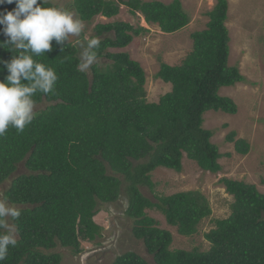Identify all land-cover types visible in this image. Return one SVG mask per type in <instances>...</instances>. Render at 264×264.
I'll list each match as a JSON object with an SVG mask.
<instances>
[{"label":"trees","instance_id":"obj_1","mask_svg":"<svg viewBox=\"0 0 264 264\" xmlns=\"http://www.w3.org/2000/svg\"><path fill=\"white\" fill-rule=\"evenodd\" d=\"M71 5L85 23L97 16L116 17L121 5L133 16L140 12L164 33L178 32L191 22L181 0H73ZM15 7L5 3L0 11ZM208 16L206 28L191 34L193 48L182 63L161 62L156 76L172 89L157 102L147 98L141 62L127 51H111L148 33L141 25L120 20L96 24L92 36L101 41L98 59L109 62L97 61L90 71L77 70L79 50L71 41L63 51L53 41V51L35 58L53 67L59 79L52 93H36V105L46 106L35 112L23 132L9 128L0 137V185L19 164L28 170L16 175L5 191L8 201L19 205L21 216L13 221L18 244L10 247L2 264H62L59 247L80 255L83 243L102 236L95 217L113 204L121 206L122 199L128 203L125 215L133 220V235L156 264H264V193L255 184L220 179L233 196L231 212L213 219L215 227L205 233L210 248L205 250L172 248V231L146 211H161L180 235L193 236L213 212L202 192L155 195L153 201L141 191L145 185L153 188L151 174L160 167L181 172L188 158L201 170L217 174L223 169L219 160L230 156L212 141L214 131L204 127L205 114H236L237 103L220 89L247 80L238 66L229 64L228 0H217ZM6 39L0 35V41ZM11 57L0 48V59ZM6 75L4 68L0 79ZM235 136L232 131L227 140L238 153L248 154L250 143ZM113 264L151 263L128 251Z\"/></svg>","mask_w":264,"mask_h":264},{"label":"rangeland","instance_id":"obj_2","mask_svg":"<svg viewBox=\"0 0 264 264\" xmlns=\"http://www.w3.org/2000/svg\"><path fill=\"white\" fill-rule=\"evenodd\" d=\"M160 1L169 3L172 0ZM181 1L191 16V22L175 33H164L158 24H148L140 12L133 16L124 5L120 6V13L116 17L97 16L90 23H85V34L89 37H92L96 24L115 20L149 29L148 33L135 37L128 47L111 49V51H127L133 59L141 62L146 72L145 89L150 102H157L162 95L172 89L171 83L156 76L161 62L171 65L182 63L193 48L191 34L206 28L210 19L208 13L217 3V0ZM49 2L73 9L71 7L73 0H49ZM228 2L227 26L231 37L229 64L238 66L247 82L220 89L222 96L230 97L237 103L238 112L229 114L211 110L205 114L204 127L214 131L212 141L220 147L222 153H230V156L225 155L219 160L223 169L217 174L205 172L195 161L184 158L181 172L160 167L151 174L153 188L146 185L141 187L143 194L153 201H156L155 195L169 196L181 191L193 190L202 192L209 201L212 215L201 222L198 233L193 236L180 235L177 228L167 223L161 211L155 208L146 210L159 221L160 227L172 231L174 235L172 248L199 247L201 250L210 248L205 233L215 227L213 219L229 216L233 201V196L228 194L220 183L222 177L255 184L258 190L264 193V184L261 182L264 178V0H228ZM81 39L82 37L71 39L79 53ZM97 61L109 62L102 58ZM90 68L87 71H90ZM45 106L46 104H37L35 112ZM232 131L236 132L235 139H246L250 143L251 149L248 154L238 153L235 143L227 140L228 134ZM25 172H28L27 168L23 163L19 164L11 178L0 185V197H5V191L16 175ZM120 203L121 206L117 203L113 204L108 211L102 210L95 217V221L103 228L102 236L94 243H83L85 249L83 253L75 256L68 249L61 247L57 249L63 256L62 264H113L119 254L128 251L137 252L149 263L156 264L143 241L133 235V220L125 215L127 201L124 202L122 199Z\"/></svg>","mask_w":264,"mask_h":264},{"label":"clouds","instance_id":"obj_3","mask_svg":"<svg viewBox=\"0 0 264 264\" xmlns=\"http://www.w3.org/2000/svg\"><path fill=\"white\" fill-rule=\"evenodd\" d=\"M16 4L11 11H0V48L12 53L0 59L8 75L0 79V137L9 128L21 133L35 118L37 92L52 93L59 79L56 70L35 59L53 51V41L63 51L73 37L81 38L78 71H87L98 60L100 38L85 34V22L67 7L49 5V0H0V5ZM4 68H0L3 71ZM21 210L0 197V264L10 247L18 244L16 221Z\"/></svg>","mask_w":264,"mask_h":264}]
</instances>
